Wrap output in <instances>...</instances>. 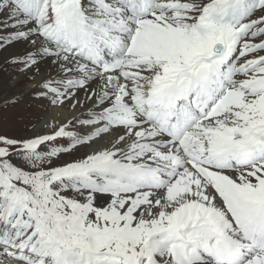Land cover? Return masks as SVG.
I'll list each match as a JSON object with an SVG mask.
<instances>
[{"label":"snow or ice","instance_id":"snow-or-ice-1","mask_svg":"<svg viewBox=\"0 0 264 264\" xmlns=\"http://www.w3.org/2000/svg\"><path fill=\"white\" fill-rule=\"evenodd\" d=\"M0 72L72 112L0 133L3 264H264V0H0Z\"/></svg>","mask_w":264,"mask_h":264},{"label":"rangeland","instance_id":"rangeland-1","mask_svg":"<svg viewBox=\"0 0 264 264\" xmlns=\"http://www.w3.org/2000/svg\"><path fill=\"white\" fill-rule=\"evenodd\" d=\"M29 86L23 80L14 81L7 73L0 72V101L6 96L20 97L19 102L14 105L4 106L0 103V133L8 135L30 133L33 124L42 122L41 117L47 118L53 107L46 105V102L34 101Z\"/></svg>","mask_w":264,"mask_h":264},{"label":"bare ground","instance_id":"bare-ground-1","mask_svg":"<svg viewBox=\"0 0 264 264\" xmlns=\"http://www.w3.org/2000/svg\"><path fill=\"white\" fill-rule=\"evenodd\" d=\"M11 81V80H10ZM13 84V83H12ZM30 87V86H29ZM29 91V90H28ZM81 95H83L81 93ZM72 115L71 112V107L70 105L67 106L65 109L61 110V109H57V108H52L49 112H48V116L46 119L48 120H64L69 118ZM0 264H3V261H0Z\"/></svg>","mask_w":264,"mask_h":264}]
</instances>
